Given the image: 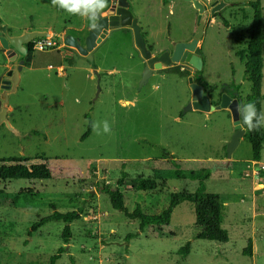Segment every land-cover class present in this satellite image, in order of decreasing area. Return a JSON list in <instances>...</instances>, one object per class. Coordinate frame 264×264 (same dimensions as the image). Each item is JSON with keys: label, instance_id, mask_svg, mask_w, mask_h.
<instances>
[{"label": "rangeland", "instance_id": "1", "mask_svg": "<svg viewBox=\"0 0 264 264\" xmlns=\"http://www.w3.org/2000/svg\"><path fill=\"white\" fill-rule=\"evenodd\" d=\"M142 1L146 9L135 8L134 15L148 13L145 30L152 54L191 38L196 24L189 2L136 0ZM225 1L237 4L221 10V19L211 20L199 45L202 76L214 101L222 85L236 86L242 99L250 94L237 54L246 47L252 22L253 10L246 4L257 0ZM259 2L262 113L264 0ZM110 5L108 0L103 17L112 12ZM0 21L10 35L47 31L63 40L43 52L32 47V55L25 59L17 91L9 97L16 108L9 105L8 112L11 126L22 137L0 126V159H28L20 168L0 170V264H49L59 248L65 252L55 264H264V173L260 182L245 176L249 166L264 165V144L260 160L253 162L249 142L240 139L229 166L219 167L226 162L225 148L234 127L225 110L209 112L207 117L196 110L184 112L191 100L188 80L195 70L182 63L177 66L183 74L158 70L140 85L144 62L129 33L111 35L89 47L88 35L97 34L95 29L51 0H0ZM79 48L93 51L94 66ZM9 68L0 46V75ZM104 121L111 126L109 134L102 132ZM92 122L101 124V134L92 129L82 141ZM165 154L185 173L208 170L203 184L206 193L221 199L228 242L195 240L199 230L188 202L173 210L167 226L143 232L139 221L112 209L100 189L104 184L114 187L122 171L127 174L122 193L129 213L139 206L145 215H160L169 205L168 193H193L198 188V181L175 176ZM138 175L160 184L165 180L163 191H133L128 184ZM52 207L60 213L82 212L70 225L67 245L61 239L60 222L30 233L33 224L53 212ZM248 240L250 257L243 255ZM186 243L189 253L182 257L179 250Z\"/></svg>", "mask_w": 264, "mask_h": 264}, {"label": "trees", "instance_id": "2", "mask_svg": "<svg viewBox=\"0 0 264 264\" xmlns=\"http://www.w3.org/2000/svg\"><path fill=\"white\" fill-rule=\"evenodd\" d=\"M246 5L250 6L253 10L252 22L249 29L246 32L247 42L246 47L242 48L237 57L238 60L244 66V79L250 84V94L242 99L243 104L252 102L256 105L258 113H261V100L263 99L261 93V60L260 50L262 48L261 32H262V14L259 0L257 2H249ZM1 23V21H0ZM40 40V39H37ZM58 42V38H55ZM33 44L28 45V57L26 61L32 55ZM176 74H183L180 72V66L169 68ZM194 82L202 85L205 90L210 91L211 86L204 80L202 71H195L193 74ZM223 90L227 91L230 88L226 85H222ZM213 106H217L219 101L212 100ZM91 124H89L86 132L81 137V140H86L91 133ZM246 139L252 150V158L254 162L260 160V154L262 145L264 144V130L262 128L254 131H249L245 127V134L243 136ZM170 159L174 167V174L179 179H190L192 181H198V188L193 193L184 192H170L169 205L160 215L148 216L142 213L139 206L135 210L129 213L124 207V195L122 190L127 185V174L122 171L119 179L114 187L108 185H102L100 189L101 193L108 196L112 209L121 212L125 218L129 220L139 221V231L143 232L145 229L152 226H167L170 223L173 210L184 202H188L193 207V213L195 217L194 225L199 230L195 236V240H203L224 244L228 242V233L222 228L223 216L221 214L222 202L218 195L206 193L203 182L209 178V172L206 169H202L196 173H185L180 169L179 164L172 159V157L165 154ZM226 155V154H225ZM28 161L27 158H12V159H0V170L8 168H20L23 163ZM15 164V166H13ZM165 180H162L161 184L154 179L144 178L138 175L131 185V189L136 192H162L160 186L165 185ZM14 203V202H13ZM53 212L46 217L41 218L38 222L32 225L31 232H35L45 224L50 222H60L64 225L61 239L64 245H67L71 239L70 225L80 219L82 214L81 210L71 211L66 213H60L52 207ZM130 236L127 237L129 239ZM251 240H248L246 248L243 250L244 256H251ZM190 243H186L180 250L179 254L182 257H186L189 253ZM65 252L64 248L57 249L56 253L50 257L49 264H55Z\"/></svg>", "mask_w": 264, "mask_h": 264}, {"label": "water", "instance_id": "3", "mask_svg": "<svg viewBox=\"0 0 264 264\" xmlns=\"http://www.w3.org/2000/svg\"><path fill=\"white\" fill-rule=\"evenodd\" d=\"M172 1V0H168ZM185 2H190L193 8L198 12V28L196 33L193 36V39L189 43L178 42L172 55L169 56L168 52L162 53L160 56H151V52L148 50L145 41L140 34L139 26L137 25L136 19H132L131 14L125 10L127 3L122 4L120 0V7L124 10L118 11L120 13V22H118L123 27L130 26L133 30V39L134 46L136 50L139 52L140 57L144 61L143 73L140 80V85L145 84L149 77L158 70L171 68L182 63H187L190 66L191 70L201 71L202 70V59L201 52L199 47V40L203 37L204 34V26H205V14L201 19V15L204 12V7L201 4L200 0H182ZM225 4L223 0H220V3L214 6L211 10V14H215L219 12ZM116 18L110 17L108 20V25L110 27H116L117 23L113 22ZM107 26V20H103L98 24V27L95 29V33L90 32L88 35V44L89 47L95 44L98 46L108 34L107 30H103L99 35V38L94 42V37L98 35L101 27ZM51 33L47 31H33L27 32L23 31L20 35H10L8 29L5 25L0 23V46L1 50L4 53L7 61L12 64V68L5 73L1 81L0 86V126H5L9 132L17 137H22V135L15 130L9 120H8V112H9V97L17 91V88L20 83V72L24 65L25 59L28 55V45L37 39H54ZM58 43L62 44L63 40L58 38ZM80 52L85 55L84 58L91 66H94L93 62V51L86 53L85 50L80 49ZM94 74L97 75V71H94ZM189 88L191 90V100L184 109V112L188 110H196L199 112L208 113L213 110H229L230 116L232 119L234 132L227 142L225 148L226 154V162L219 166L221 169H225L229 166L231 162V156L237 145L239 144L240 139L243 138L245 134V127H241L242 117L237 111V106L242 105V99L239 97L238 88L234 85H230L232 89L231 93H222L220 91V96L218 98V105L213 106L211 101V97L207 90L204 89L202 85H199L193 81L192 78H189Z\"/></svg>", "mask_w": 264, "mask_h": 264}, {"label": "flooded vegetation", "instance_id": "4", "mask_svg": "<svg viewBox=\"0 0 264 264\" xmlns=\"http://www.w3.org/2000/svg\"><path fill=\"white\" fill-rule=\"evenodd\" d=\"M163 1V0H162ZM165 1H167V2H170V1H168V0H165ZM145 2L146 1H142L141 3H138V2H136V0H121V3L122 4H125V3H127L128 5L126 6V8H125V10H127L130 14H131V16H132V19L131 20H133V19H136V21H137V25L139 26V29H140V34L142 35V37H143V39H144V41H145V44H146V46H147V48H148V50L151 52V56L152 57H156V56H160L162 53H164V52H168L169 53V56H171L172 55V52H173V50H174V47H175V45L178 43V42H185V43H189V42H191L192 41V39H193V36H194V34L196 33V31H197V28H198V16H199V14H198V12L193 8V6H192V4H191V6H192V8H193V10L195 11V24H196V29H195V31L193 32V34H192V36H191V38H189V39H187V40H182V41H178V42H171L172 44H171V47L170 48H168V49H166V50H162V51H160L159 52V54H152V51L150 50V48H151V44H149V43H147V39H146V30H145V25H147L146 24V21L148 20V13H147V11L143 14L142 13V15L141 16H139V15H134V13H136V11H135V8H142V9H144L145 7L144 6H146V4H145ZM200 2H201V4L203 5V7H204V12H203V14L201 15V19H202V17H203V15L205 14V26H204V31H205V29L207 28V26H208V24L211 22V20L213 19V18H215V17H218L219 19H221L222 18V16H221V10H223L224 8H227V7H233V6H236V4L237 3H234V2H227V1H225V0H223V3L225 4V6L223 7V9H221L219 12H217V13H215V14H211V10H212V8H213V6H214V3H216V5L217 4H219L220 3V0H213V1H210V2H206V0H200ZM110 3H111V5L110 6H112L113 7V10H112V12L111 13H109L107 16H105V17H103L102 15H101V20H107V26L106 27H101L102 29L100 30V32L98 33V35H96L95 37H94V42L96 41V39L97 38H99V35L102 33V31L105 29V30H107V32H108V34L106 35V38L107 37H109V36H111V35H115V34H127V33H129L130 34V36H132V40H133V44H134V39H133V30H132V28L130 27V26H128V27H123V26H121L118 22H120V13H118V11H120V10H124L123 8H121L120 7V5H119V3H120V0H110ZM146 9V8H145ZM141 10V9H140ZM148 10V9H147ZM170 13V12H169ZM170 14H172V13H170ZM110 17H114V18H116L113 22H115V23H117V26L116 27H110L109 25H108V20H109V18ZM203 36H204V34H203ZM105 38V39H106ZM203 38V37H202ZM202 38L199 40V45H200V42L202 41ZM104 39V40H105ZM103 40V41H104ZM102 41V42H103ZM138 52V51H137ZM138 54H139V52H138ZM238 55V54H237ZM201 56H202V54H201ZM139 57H140V55H139ZM144 62V61H143ZM11 68H12V64H11ZM11 68H9V69H6L5 70V72H3V73H1V75H0V86H1V81H2V79H3V77L5 76V73L8 71V70H10ZM4 71V70H3ZM227 87H229L230 88V86H228V85H226ZM222 93L224 92V93H231V91H232V89L230 88L229 90H227V91H225V90H223V89H221L220 90ZM220 91L218 92V98H219V96H220ZM208 93H209V91H208ZM240 97V96H239Z\"/></svg>", "mask_w": 264, "mask_h": 264}, {"label": "clouds", "instance_id": "5", "mask_svg": "<svg viewBox=\"0 0 264 264\" xmlns=\"http://www.w3.org/2000/svg\"><path fill=\"white\" fill-rule=\"evenodd\" d=\"M51 4L69 15L80 17L87 21L92 29H96L102 13L108 7V0H51ZM237 111L242 117L241 127H246L249 131L264 127V112L258 113L254 103L238 105ZM91 127L97 135L101 134L99 122H92ZM102 132H111L107 121L102 123Z\"/></svg>", "mask_w": 264, "mask_h": 264}, {"label": "built area", "instance_id": "6", "mask_svg": "<svg viewBox=\"0 0 264 264\" xmlns=\"http://www.w3.org/2000/svg\"><path fill=\"white\" fill-rule=\"evenodd\" d=\"M32 44H33L34 51L43 52L52 47L57 46L58 42L55 41L54 39H40V40L33 41ZM254 166L255 165H253V167L246 173L245 176L251 177L256 182H260L262 181V174L264 173V165H261L257 169H255Z\"/></svg>", "mask_w": 264, "mask_h": 264}, {"label": "crops", "instance_id": "7", "mask_svg": "<svg viewBox=\"0 0 264 264\" xmlns=\"http://www.w3.org/2000/svg\"><path fill=\"white\" fill-rule=\"evenodd\" d=\"M12 35V34H11ZM51 67H49V69H50ZM22 69H23V67H22ZM4 70V69H3ZM22 71V70H21ZM21 73V72H20ZM238 91H239V89H238ZM239 94V93H238ZM240 96V95H239ZM242 99V98H241ZM9 105H10V103H9ZM11 106V105H10ZM12 107V106H11ZM12 108H16V107H12ZM11 111V110H10ZM9 111V112H10ZM213 111H220V110H213ZM213 111H211V112H213ZM225 111L227 112V113H229L230 114V112H229V110H227V109H225ZM199 112V111H198ZM199 113H201L202 115H204L205 117H207L208 116V114H209V112L208 113H204V112H199ZM233 132V131H232ZM254 162V161H253ZM253 167V165H251V166H249L248 167V171L251 169ZM247 171V172H248Z\"/></svg>", "mask_w": 264, "mask_h": 264}]
</instances>
